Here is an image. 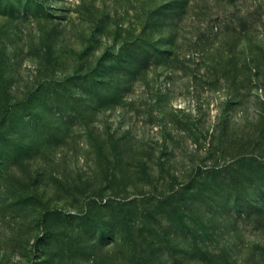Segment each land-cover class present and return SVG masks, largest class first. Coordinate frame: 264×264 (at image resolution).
<instances>
[{
	"label": "rangeland",
	"instance_id": "1",
	"mask_svg": "<svg viewBox=\"0 0 264 264\" xmlns=\"http://www.w3.org/2000/svg\"><path fill=\"white\" fill-rule=\"evenodd\" d=\"M255 73L264 0H0V264H264Z\"/></svg>",
	"mask_w": 264,
	"mask_h": 264
},
{
	"label": "trees",
	"instance_id": "2",
	"mask_svg": "<svg viewBox=\"0 0 264 264\" xmlns=\"http://www.w3.org/2000/svg\"><path fill=\"white\" fill-rule=\"evenodd\" d=\"M257 72V71H256ZM254 83L252 84L253 87L257 88L258 91H261L258 93L257 98V117L254 119V122L256 124L257 132L253 135V138L250 139L251 147L254 148V151H259L260 153H253V156L259 157L261 160L264 159V83H259V80L261 78L260 74L255 73L254 75ZM256 78V79H255ZM225 131V129H224ZM225 135V132L222 133L221 129L218 125L217 128L213 130V132L210 134L207 132L206 137L209 136L210 141L208 143L209 148L206 150V157L205 159L209 164L200 166L195 175L194 180L196 181L201 176H206V178H209L212 175H218L220 173H223L225 171H228L230 169H234L239 163H244L247 160V157L244 154L236 155L235 157H228L224 151L223 146L226 143L223 139ZM199 138L197 137V140ZM221 148V150H220ZM258 154V155H257ZM231 158V159H230ZM238 158H241L238 162L235 161ZM252 160V159H251ZM254 161H258L256 159H253ZM260 188V187H258ZM190 189V188H189ZM192 189V188H191ZM261 190V188H260ZM259 190V191H260ZM179 194V193H178ZM177 194V191L175 189H172L169 191L168 198H173ZM238 205L237 208L241 207L245 209V212L250 213L253 210V206L250 203L251 200L247 198H238Z\"/></svg>",
	"mask_w": 264,
	"mask_h": 264
}]
</instances>
